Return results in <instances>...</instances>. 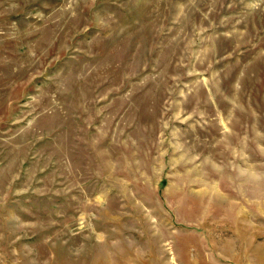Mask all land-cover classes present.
<instances>
[{
    "label": "rangeland",
    "instance_id": "obj_1",
    "mask_svg": "<svg viewBox=\"0 0 264 264\" xmlns=\"http://www.w3.org/2000/svg\"><path fill=\"white\" fill-rule=\"evenodd\" d=\"M0 264H264V0H0Z\"/></svg>",
    "mask_w": 264,
    "mask_h": 264
}]
</instances>
